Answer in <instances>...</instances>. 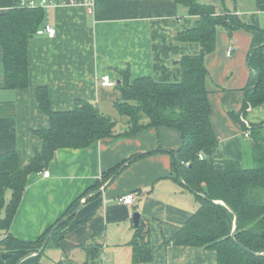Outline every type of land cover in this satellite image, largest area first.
<instances>
[{
    "label": "crops",
    "instance_id": "obj_1",
    "mask_svg": "<svg viewBox=\"0 0 264 264\" xmlns=\"http://www.w3.org/2000/svg\"><path fill=\"white\" fill-rule=\"evenodd\" d=\"M26 1L41 5V0ZM48 1L53 3L41 5L45 18L40 27L50 25L56 28V34L30 38L27 88L5 87L0 47V154L16 149L20 166L28 164L35 148L43 146L33 130L50 125L48 115L38 106V87H47L55 111L71 110L83 99L108 114L118 111L115 102L122 95L115 85L101 84L103 75L111 76L116 84L120 79L116 69L129 68L132 80L152 76L159 82H176L182 77L179 57L197 54L201 48L196 42L174 40L178 31L193 27L198 17L172 0H94L93 13L86 5ZM13 5L14 0H0V14ZM225 5L246 24L264 29L263 2L226 0ZM251 39L244 30L230 37L220 28L216 50L205 57L214 84L209 96L210 118L219 148L222 154L244 165L252 162L243 122H264V103L248 108L241 120L231 116L244 104ZM182 142L178 129L162 125L147 127L133 136L103 137L86 147L59 148L47 165L50 176H43L44 172L29 175L10 232L25 241H36L80 200L83 204L76 210L72 224L81 223L65 235L59 246L46 250L43 258L50 264L66 257L87 264L80 244L97 233H103L98 264H132L135 212L146 218L151 264H217L214 250L167 243L199 203L196 193L173 177L169 151H177ZM136 154L141 157L129 161ZM223 160L206 156V162L218 169L223 168ZM119 164V172L99 190H93L104 174ZM128 193L136 195L133 204L120 200Z\"/></svg>",
    "mask_w": 264,
    "mask_h": 264
},
{
    "label": "trees",
    "instance_id": "obj_2",
    "mask_svg": "<svg viewBox=\"0 0 264 264\" xmlns=\"http://www.w3.org/2000/svg\"><path fill=\"white\" fill-rule=\"evenodd\" d=\"M172 1L184 5L188 13L198 17L193 27L178 31L174 40L199 43L200 52L179 57L182 77L176 82H159L152 76L132 80L129 68H117L120 79L116 81L115 88L120 90L122 97L115 105L125 118L120 131L117 130L119 121L101 112L93 102L80 99L71 110L55 111L51 107L47 87L37 88L38 106L48 115L50 122L47 127L33 130L42 139V148L34 149L25 166H20L16 149L0 154V253H10L7 264H18L31 252L36 254L28 256L20 264H41L46 250L59 246L65 235L81 223L72 224L75 208L80 202L77 200L36 241L29 242L14 236L10 227L30 174L44 172L59 148L86 147L103 137L133 136L147 127L162 125L178 129L183 136L178 150L169 151L173 177L196 193L199 202L193 215L178 227L167 243L214 250L217 264H264V122L252 125L243 122L244 130L251 133L247 151L252 163L244 165L222 154L210 118L209 96L214 84L205 58L217 48L220 27L230 37L237 30L251 34L252 43L247 54L250 76L243 88L244 104L241 111L231 112L232 117L241 120L240 116H245L248 108L264 103V29L246 24L226 5L217 10L204 0ZM258 1L264 3V0ZM20 2L14 0V5L0 14V47L5 87L8 89H23L29 85L28 42L45 18L43 6H23ZM200 153L204 154L203 158ZM208 155L222 157L223 168L210 166L206 162ZM139 157V154L133 155L129 161ZM121 166L119 164L105 173L93 190H99L110 181ZM48 235L50 237L44 247ZM102 237L103 233H97L91 235L89 242L80 244L87 256L85 263H99ZM131 246L132 264H151L150 231L143 216ZM53 264L80 263L66 257Z\"/></svg>",
    "mask_w": 264,
    "mask_h": 264
},
{
    "label": "built area",
    "instance_id": "obj_3",
    "mask_svg": "<svg viewBox=\"0 0 264 264\" xmlns=\"http://www.w3.org/2000/svg\"><path fill=\"white\" fill-rule=\"evenodd\" d=\"M59 2L65 3V4L86 5L89 13H93L94 6H95L94 0H59ZM20 3L23 6H25V5L40 6L38 3L34 2V1L21 0ZM52 3L53 2H49L48 0H41V2H40L41 5L52 4ZM36 34L37 35L47 34L50 37H54L56 34V28H54L50 25H45L44 27H40L39 29H37ZM231 53H232V50L230 49L228 51V55H231ZM101 84L104 86H112V85H115V81L111 78V76H109L107 74V75H103L102 80H101ZM244 135L247 138L251 137V133L249 132V130H246V129L244 130ZM200 157L203 158L204 154L200 153ZM43 176H45V177L50 176V170H45L43 173ZM120 200L126 204H133L134 201L136 200V195L133 193H128V194H125L124 196L120 197Z\"/></svg>",
    "mask_w": 264,
    "mask_h": 264
},
{
    "label": "water",
    "instance_id": "obj_4",
    "mask_svg": "<svg viewBox=\"0 0 264 264\" xmlns=\"http://www.w3.org/2000/svg\"><path fill=\"white\" fill-rule=\"evenodd\" d=\"M92 194V192H90L88 195H87V197L84 199V201H86L87 199H89V197H90V195ZM213 201H217V200H214V199H212ZM83 204V201L75 208V213L77 212L76 210L81 206ZM68 217H66L65 219H67ZM134 224L136 225V226H139V220H140V213L139 212H135V214H134ZM237 217H236V219H235V225L237 224ZM235 228H236V226L234 227V230H233V232H232V235L234 234V231H235ZM49 237H50V235H48L47 236V238H46V240H45V245H44V247L46 246V243H47V240L49 239ZM43 247V248H44ZM43 248L41 249V251L43 250ZM40 251V252H41ZM39 252V253H40ZM254 253H256V252H254ZM32 254H36L35 252H31V254H29L28 256H31ZM10 256V253H8V252H1L0 253V264H7L6 263V259L8 258ZM28 256H24V258H22L21 260H20V262L18 263V264H20L21 263V261H23L24 259H26Z\"/></svg>",
    "mask_w": 264,
    "mask_h": 264
},
{
    "label": "rangeland",
    "instance_id": "obj_5",
    "mask_svg": "<svg viewBox=\"0 0 264 264\" xmlns=\"http://www.w3.org/2000/svg\"><path fill=\"white\" fill-rule=\"evenodd\" d=\"M206 2H209L211 4H213L217 10H219L220 8H223L225 5V0H204ZM221 28V27H220ZM109 115H111L115 120H118L119 122V126H117V130L118 129H122L123 128V124L125 123V118L119 114L118 111L114 110L113 112H108ZM10 193L8 192L7 197H9ZM51 262L48 259H45V257L42 259L41 264H50Z\"/></svg>",
    "mask_w": 264,
    "mask_h": 264
}]
</instances>
